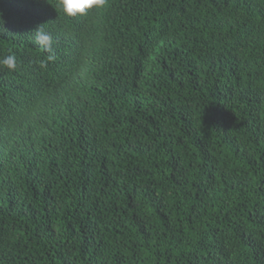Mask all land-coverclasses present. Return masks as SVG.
<instances>
[{
  "label": "trees",
  "instance_id": "1",
  "mask_svg": "<svg viewBox=\"0 0 264 264\" xmlns=\"http://www.w3.org/2000/svg\"><path fill=\"white\" fill-rule=\"evenodd\" d=\"M8 55L0 264H264V0H0Z\"/></svg>",
  "mask_w": 264,
  "mask_h": 264
},
{
  "label": "clouds",
  "instance_id": "2",
  "mask_svg": "<svg viewBox=\"0 0 264 264\" xmlns=\"http://www.w3.org/2000/svg\"><path fill=\"white\" fill-rule=\"evenodd\" d=\"M107 0H59V5L68 17L87 15L90 10L102 9ZM35 42L44 48L50 50L53 44V37L41 28L35 29ZM0 66L6 67L9 71L16 68V58L14 55H8L0 59Z\"/></svg>",
  "mask_w": 264,
  "mask_h": 264
}]
</instances>
